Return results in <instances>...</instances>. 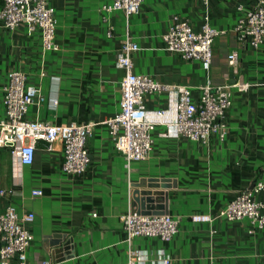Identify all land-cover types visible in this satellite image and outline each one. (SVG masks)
Returning <instances> with one entry per match:
<instances>
[{"label": "crops", "instance_id": "0c3cea01", "mask_svg": "<svg viewBox=\"0 0 264 264\" xmlns=\"http://www.w3.org/2000/svg\"><path fill=\"white\" fill-rule=\"evenodd\" d=\"M110 1L49 0L57 19V51L43 50L40 28L30 32L22 22L7 29L0 20V120L5 116L3 87L8 74L23 70L45 98L30 106L28 119L94 123L87 144L90 163L82 174L63 171L61 140L51 148L38 140L33 164L21 167L9 147L0 148V212L13 204L22 213L35 214L29 225L28 264L125 261L129 245L122 216L129 210L163 211L181 220L171 241L158 237L133 241V247L147 252L149 264L158 261L161 249L167 250L170 264H264V229L250 233L247 220L218 217L241 190L254 186L264 170V40L255 48L233 31L241 14L238 6H248L249 0H209L208 4L144 0L128 17L120 10H104ZM207 13L214 27L227 30L213 42L210 67L200 59L185 60L165 50L162 36L174 15L187 18L199 30ZM108 22L114 26L111 37ZM127 29L140 46L133 54L134 72L163 83L188 84L195 101L209 82L249 84L246 91L233 93L224 138L219 133L207 142L166 137L165 126L159 125L153 132L150 158L127 164L106 123L120 110L125 70L116 66V60ZM232 51L240 58L236 67L228 63ZM52 96L59 100L56 108L50 106ZM144 101L150 112L171 105L167 92L147 94ZM37 188L42 195L32 194ZM195 214L214 219L194 222ZM8 264H18V258Z\"/></svg>", "mask_w": 264, "mask_h": 264}, {"label": "built area", "instance_id": "2783aa9c", "mask_svg": "<svg viewBox=\"0 0 264 264\" xmlns=\"http://www.w3.org/2000/svg\"><path fill=\"white\" fill-rule=\"evenodd\" d=\"M144 0H111L103 9L108 12L122 11L127 17L136 13ZM208 4L209 0H205ZM241 12L233 31L240 41L259 47L264 40V0H249L248 6L240 4ZM0 20L7 29H15L25 22L30 32L36 28L42 31L44 51H57L60 46L56 38L57 19L55 8L49 0H3L0 5ZM107 22V19L105 20ZM114 26L108 22L107 35L111 37ZM210 23L207 13L199 30L184 17L174 15L168 29L163 34L164 48L178 53L185 60H202L208 67L213 61V42L226 34ZM140 49L131 31L127 29L122 39L116 66L125 74L120 82V110L106 121L108 133L117 150L125 156L129 165L132 161L146 160L153 151V132L165 126L166 137L185 136L195 142H207L219 133L224 138L228 133L227 112L232 106L235 90L246 91L249 84L237 80L233 83L213 85L211 82L201 87L198 101L192 96V86L183 83H163L148 74L134 72L133 54ZM228 63L236 67L240 63L236 51L228 54ZM55 79V78H54ZM167 92L171 105L150 112L144 98L147 94ZM38 99H45L40 88L31 84L23 70H12L8 82L3 87L5 116L0 120V148L11 149L17 166L31 165L36 157V142L44 140L52 147L56 140L63 144L64 159L62 169L68 174L84 173L90 163L88 139L93 131V122L57 124L47 120L28 119L30 106ZM50 106L59 104L57 96L48 98ZM5 191L1 190V194ZM264 170L252 188L241 190L218 214L228 221L247 220L249 232L264 229ZM34 196L43 194L41 188L32 191ZM33 212H20L17 206L8 204L0 212V263L8 264L11 258H18V264H28L27 250L32 233L29 225L34 221ZM194 222H210L214 216L195 214ZM126 241L129 249L127 259L118 264H149L145 250L133 247L137 237H158L171 241L179 231L180 218L169 213L140 214L129 210L122 216ZM44 264H48L45 262ZM152 264H170L166 249L158 252V261Z\"/></svg>", "mask_w": 264, "mask_h": 264}, {"label": "water", "instance_id": "95a60500", "mask_svg": "<svg viewBox=\"0 0 264 264\" xmlns=\"http://www.w3.org/2000/svg\"><path fill=\"white\" fill-rule=\"evenodd\" d=\"M134 212V210H132ZM163 211H146V212H142V214H163ZM69 241L67 240V242L64 244L65 246H68ZM56 244H58V242H56Z\"/></svg>", "mask_w": 264, "mask_h": 264}]
</instances>
